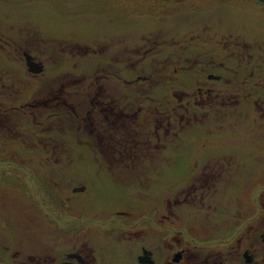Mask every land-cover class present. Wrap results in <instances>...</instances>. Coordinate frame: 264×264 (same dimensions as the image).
<instances>
[{"label":"rangeland","instance_id":"374dc122","mask_svg":"<svg viewBox=\"0 0 264 264\" xmlns=\"http://www.w3.org/2000/svg\"><path fill=\"white\" fill-rule=\"evenodd\" d=\"M262 4L254 0H244L243 4L238 0L0 1V32L2 28L6 30L5 36L0 35V41L8 43L9 47L21 45V51H25L20 56L12 51H0V63L5 60L10 73L8 87L4 88L7 95L0 96V110L9 112L7 122L12 131L3 135L5 139L0 135V171L11 169L9 167L17 170L19 162L15 154L21 152V177L24 171L40 173V178H45L58 196L72 197L71 202L80 214L85 205V215L91 219L90 233H105L107 230L95 223L116 218L114 212L124 207L159 209L165 203L166 194L170 200L178 196L177 200H181L186 192L180 194V191L214 170L213 163H208L212 159L230 160L229 165L221 162L233 173L234 196L251 200L264 189V157L254 161L248 156L257 153L252 132L258 128L264 131V117L254 120L253 113L244 114L243 111L249 112L248 109L252 110L255 105L264 107ZM188 10L193 13L182 14ZM206 13L213 15L210 20L204 18ZM115 29L120 35L117 40ZM24 54L43 61L45 70L29 71ZM198 54L215 61L218 67L203 66L198 78L178 76L185 71L181 66L176 77L167 71L169 67L173 70V61L184 63L189 58L190 65ZM118 63L119 67L114 66ZM257 64L260 67L255 68ZM184 68H187L186 63ZM135 71L141 76L140 80L154 77L147 85V82L131 86L123 83L135 81ZM251 71L255 72L248 85L239 81L240 87L224 89L229 91L227 94L233 92L238 96L229 102L225 98V103L220 104L222 108L192 106L195 100L188 95L195 94L197 84L207 86H202L203 89L222 92L215 89L221 83H206L205 78L233 79L237 73V79L242 80L243 77L247 79ZM113 74L123 82H106L105 77ZM82 75L102 78L106 89H110L108 85H115L121 97H128L126 103L132 104V112L127 109L125 112L148 122L145 130L141 129L146 139L134 143L128 140V143L141 155L148 150L150 154L160 155L153 161L138 163L152 173L134 179L115 178L107 171L116 169L115 164L104 160L91 134L85 130L73 131L69 119L56 116L49 102L44 101L55 88L62 87L65 91L83 82ZM258 75L260 81L256 85L254 81ZM155 84L174 90L183 101L179 113L170 115V130H177L164 141L161 136L159 143L154 139L151 143L152 135L146 133L165 121L163 112L169 114L161 110L164 101L169 108L173 101L160 89L152 88ZM77 96L82 101L81 109L86 107V94L77 93ZM202 100L206 99L200 97L197 101ZM81 109L78 106L77 112ZM34 111L35 121L29 116ZM50 112L53 115L47 118ZM231 122H234L233 129ZM262 135L257 134V138ZM20 138L21 143L18 142ZM148 140L150 148L146 146ZM54 153L50 157L55 161L59 159L58 162H44L46 156ZM27 159L29 164L25 162ZM138 165L133 163L135 169H140ZM36 178L27 181L21 178V181L36 185ZM195 184L198 185V181ZM77 187L85 190L74 194L72 190ZM189 210L182 206L178 212L183 217Z\"/></svg>","mask_w":264,"mask_h":264},{"label":"flooded vegetation","instance_id":"af4514ba","mask_svg":"<svg viewBox=\"0 0 264 264\" xmlns=\"http://www.w3.org/2000/svg\"><path fill=\"white\" fill-rule=\"evenodd\" d=\"M254 1L260 3L257 0ZM238 2L243 4L244 0L243 2L238 0ZM211 7L210 11H213ZM186 13L193 12L188 10L182 14ZM211 16L213 15L206 13L204 18L210 20ZM115 32H117L115 35L117 40L120 37L119 30L115 29ZM5 33V28H2L0 35L5 36ZM0 51L3 53L12 51L19 56L25 52L21 51V45L9 47L8 43L3 44L1 41ZM197 56L199 57L194 60L197 73L179 74L180 67L174 68V72H178V76L181 77L198 78V72L204 69L203 66L218 67L215 61H208L199 54ZM31 57L35 62L45 66L43 61L34 55ZM2 62L0 63V96H6L7 92L4 88L8 87L10 73L5 67V60ZM108 65L111 64L108 63ZM114 66L119 67L120 64H114ZM256 67L260 65L257 64ZM254 72L251 71L248 78L243 77L242 80L237 79V73L233 79L209 76L204 81L221 83L225 87L217 84L215 89H220L222 92L214 88L203 89L204 85L197 84L196 93L201 98H210L211 109H216L218 106L222 108L221 103H225L226 100L229 102V99L238 96L233 92L227 94L228 90L224 89L240 87V82L248 85ZM135 76V81L131 82H123V79L115 74L107 75L105 80L106 82L113 80L114 84L116 81H121L130 86L132 83L151 81V77H143L140 80L141 76L138 77L136 71ZM94 80L99 83V86L101 84L104 86L105 82H101L102 78L94 77ZM259 81L258 75L254 84L257 85ZM108 87L110 89L104 87L105 89L99 91L102 96H105L104 98L107 97V101L103 99L101 107L95 106L94 109L102 111L105 123L109 126L112 124L117 130L122 125L123 116L126 117L125 119L135 118L133 113L126 112L127 114L124 115L126 109L131 111L133 107L122 106L121 91L117 90L115 85H108ZM218 99L221 101H217ZM251 109L243 113H253L254 120L264 117V107L255 105ZM162 111H168L169 114L163 112V120H165L162 121L163 123H150L156 124L149 132V135H152L151 143L152 139L159 143L161 136L164 141L177 130L176 128L173 131L170 130L169 107H163ZM8 113L7 110H0V135L2 136L7 134L2 131L9 127ZM230 125L233 129L234 122ZM259 125H261L260 122ZM118 132L122 135L120 130ZM252 134L254 135L252 143L257 153H250L248 156L256 161L257 157H264V135H262L264 131L258 128ZM257 134L262 136L257 138ZM3 139H5L4 136ZM18 142L21 143V138ZM146 142V146H149V140ZM116 143L125 144L120 137L117 138ZM139 154V150H136L135 153H120L118 156L100 155L106 161L112 158L122 162L119 164L121 168L107 169L115 178L134 179L145 177L153 172L145 170L138 163L153 161L155 157L160 156L150 154L149 150L145 155ZM15 156L19 162L18 169L9 167L11 169L0 171V264H264V189H260L251 200H245L240 196L235 197L233 173L221 162L224 161L229 165L228 159L209 160L208 163H213L211 166L214 170H211L206 177L196 178L188 189L180 191V194L186 192L181 200H177L180 196L170 200L166 194L165 203L163 202L159 209L149 211L138 209V207H124L114 212L116 218L95 223L106 229L105 233H90L89 220L91 219L85 215L84 207L86 206L83 205L82 214H80L71 202L72 197L58 196L56 190L47 184L45 178H40V173L24 171L25 175L21 177V152ZM37 158L40 160L39 157ZM133 163L140 169H135ZM27 173L30 175L26 176ZM33 177H37L36 185L21 181V178L27 181ZM196 181L198 185L195 184ZM182 206L190 209L183 217L178 212Z\"/></svg>","mask_w":264,"mask_h":264},{"label":"trees","instance_id":"16d2710c","mask_svg":"<svg viewBox=\"0 0 264 264\" xmlns=\"http://www.w3.org/2000/svg\"><path fill=\"white\" fill-rule=\"evenodd\" d=\"M188 61L184 63H180L178 61L172 62V64L174 63L173 70H172V67H169L167 71L169 73H172L173 76L175 75L176 77L178 74L174 72V68L179 69V66H181L182 70H185L183 72V74L185 75H187L186 73H188L189 75H193L194 73H197L195 71V69L197 68L195 61H193L190 65L188 64ZM60 63L62 64V61ZM185 63L187 64L186 69L184 68ZM153 77H151V81ZM78 78H81V77H77L76 79ZM82 81L83 82H79L77 84L71 85V87H69L65 91L62 90V87L55 88V90L53 91V94L47 95L44 101L49 102L51 109H53L52 112L56 113L55 114L56 116L60 118L63 116L69 119V124H70V127H72L71 128L72 130L74 129V130H77L78 132L85 130L86 132L90 133L91 137L95 139V141H97L99 145V152L101 154L118 156L120 153H124V154L135 153L137 149L136 148L134 149L133 144L128 143L125 139L129 140L132 143H134L135 140L139 142V141H142V139H146L145 135H141V134H145V131H141V129L145 130V125H147L148 122L144 123V121L142 122L138 120V118L137 119L136 118L125 119L126 117L123 116V119L121 122L122 125L120 129L116 130V128L112 124L111 126H109L108 123H105L103 119L104 116H103L102 111L100 110L98 111L94 109L95 106L101 107V104H102L101 102L103 99L104 101H107V97L104 98L105 96H102L101 93L99 92L100 90L105 89L103 84L99 86V83L96 80H94L92 76H89V75H82ZM148 83L149 82H147L146 85ZM140 84H144V83H140ZM146 85H143V86H146ZM155 85L156 86L152 88L160 89L164 93L165 96H168L173 101L172 108H169V110L171 111L170 115H173V116L177 115L176 113H179L178 110L182 108V105H181V103L183 102L182 99H178V97L176 96L177 93L174 90L164 89V87L161 84H155ZM195 89H198V87H196ZM88 92H91L92 94L89 95ZM77 93H80L81 95L86 94L85 102L87 103V106L83 107L82 109H81L82 101L80 100V96H77ZM190 95L191 94L188 95L189 98L195 100L192 105L193 107H209L211 105L210 98L208 97L202 98L206 100L197 101V100H200V96H198L196 92L194 95H191V96ZM127 100H128L127 96H122L120 98L121 104L123 106L131 107L132 106L131 102L126 103ZM162 100H166V99L163 98ZM164 103L162 104L161 110H163V107L166 106L165 105L166 103L165 104ZM188 105L189 104L185 106L188 107ZM78 106L80 107L81 112H77ZM210 108L211 106L209 107V109ZM24 109L25 107L23 108V110ZM185 112H187V109H185ZM25 114L27 115V112ZM126 114L127 113L125 112L124 115ZM52 115L53 114H51V112L48 113L47 118L51 117ZM29 116L32 117V119L35 121L36 119L35 116L37 115H36V112L34 111L30 113ZM39 123H41L42 125L45 124L43 121H40ZM39 123H36V124H39ZM118 130L121 131L122 135H119ZM7 131L12 133L10 126L6 128L5 130H3L2 132L7 133ZM146 134L149 135V132H147ZM119 137L123 139V142L125 144L120 145L116 143V140ZM54 154L46 156V159L44 160V162H47V163L58 162L59 159L55 161L54 158L50 157ZM107 161L111 163L112 165L115 164L116 169L121 168L120 167L121 165L119 164H122V162L121 163L117 162L112 158ZM112 161H115V163H113ZM25 162L29 164L30 160L27 159V161Z\"/></svg>","mask_w":264,"mask_h":264},{"label":"water","instance_id":"95a60500","mask_svg":"<svg viewBox=\"0 0 264 264\" xmlns=\"http://www.w3.org/2000/svg\"><path fill=\"white\" fill-rule=\"evenodd\" d=\"M260 1L261 3L264 4V0H258ZM26 56V63H27V66L29 67V71L33 72V73H39V72H42L43 71V65L41 63H37L33 60V58L31 56H27L26 54H24ZM211 78V77H210ZM85 190L84 187H77V188H74L72 190L73 193H76V192H83Z\"/></svg>","mask_w":264,"mask_h":264}]
</instances>
